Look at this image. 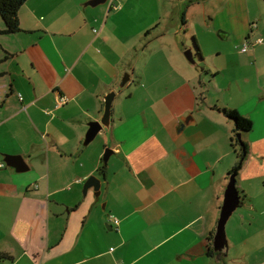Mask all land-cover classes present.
Instances as JSON below:
<instances>
[{
	"label": "crops",
	"instance_id": "0c3cea01",
	"mask_svg": "<svg viewBox=\"0 0 264 264\" xmlns=\"http://www.w3.org/2000/svg\"><path fill=\"white\" fill-rule=\"evenodd\" d=\"M88 1L26 0L20 30L0 32V159L28 166L0 169V264H264V248L251 250L254 230L264 234V4L153 0L150 15L152 0ZM112 90L109 126L90 148L88 123ZM220 107L252 129L235 177L246 197L215 249L236 161ZM90 175L98 197L82 193Z\"/></svg>",
	"mask_w": 264,
	"mask_h": 264
},
{
	"label": "water",
	"instance_id": "95a60500",
	"mask_svg": "<svg viewBox=\"0 0 264 264\" xmlns=\"http://www.w3.org/2000/svg\"><path fill=\"white\" fill-rule=\"evenodd\" d=\"M106 1L107 0H89L87 2V5L97 6L100 4H104ZM184 54L188 58V60L194 62L190 49H187ZM128 80H129V74L124 73V75L121 78L119 87L124 86ZM114 97H115L114 90L109 91L104 95L103 97L104 107H103L102 117L100 118V120H95L88 123V129L85 133V137L83 140L84 145L90 143L102 128H108L110 123L112 102L114 100ZM237 137L240 138L239 133L237 134ZM112 153L113 150L111 148L107 147L104 149L101 158L104 164L107 163ZM2 160L5 162L7 166L15 168L17 172H23L28 169V166L26 165L21 155L4 154ZM100 184H101L100 179L96 175H90L83 183L82 186L83 195L86 194L88 189L92 188L94 192V196L98 197L101 192ZM239 204H240V194L236 187V178L233 175H230L224 193V199L222 202V206L214 234L213 245L215 249L223 248L226 245L225 224L228 218L230 217V215L233 213V211L239 206Z\"/></svg>",
	"mask_w": 264,
	"mask_h": 264
},
{
	"label": "trees",
	"instance_id": "16d2710c",
	"mask_svg": "<svg viewBox=\"0 0 264 264\" xmlns=\"http://www.w3.org/2000/svg\"><path fill=\"white\" fill-rule=\"evenodd\" d=\"M25 1L26 0H0V17L5 24V28L0 30V32L10 34L20 30L18 11ZM148 33L149 31L146 32V34ZM193 45L196 49V53L200 55L198 46L194 42ZM218 109L234 124L233 135L230 138V145L236 153V161L230 169L229 175L236 177L248 156L249 145L242 138V135L251 131L252 121L250 118L240 114L236 109L228 107H220ZM238 133L240 134V138L237 137ZM105 168L106 164L103 163L98 169V173L104 174ZM245 197V194H241L240 204Z\"/></svg>",
	"mask_w": 264,
	"mask_h": 264
},
{
	"label": "rangeland",
	"instance_id": "374dc122",
	"mask_svg": "<svg viewBox=\"0 0 264 264\" xmlns=\"http://www.w3.org/2000/svg\"><path fill=\"white\" fill-rule=\"evenodd\" d=\"M157 1V0H156ZM162 4H163V6H164V4H166V1L165 0H163L162 2H161V6H162ZM245 4V3H244ZM262 4H264V0H249V7L250 8H253L254 6H256L257 8L258 7H261L262 6ZM147 7H148V12L150 13V15H152V14H154L155 12H154V9H155V2L152 0V2L151 1H149V3H148V5H147ZM141 12V10L138 8L137 9V11L136 12ZM142 13V12H141ZM143 14V13H142ZM231 38V37H230ZM232 39V38H231ZM231 39H229V40H231ZM122 78V77H121ZM121 81V80H120ZM102 133H99V135L98 136H102L101 135ZM99 138L100 137H98V139H97V137H95V139L92 141V142H90V144H92V145H90V148L93 146V144H97V142H98V140H99ZM108 146H106L105 148H107ZM104 148V149H105ZM103 152H104V150H103ZM102 155H103V153H102ZM237 180V179H236ZM254 201L256 202V200H257V202L258 203H261V201H260V199H263V194H256L255 195V197H254ZM240 207H237V209L236 210H238ZM235 210V211H236ZM234 214H236V213H234ZM233 215V214H232ZM232 217V216H231ZM256 219H257V221H256V223H258L259 225H260V227H261V225H262V223H264V215H258V217H256ZM229 222H230V219L226 222V224H225V231H226V228H227V226L229 225ZM249 223V222H248ZM248 225V224H247ZM254 231H256L257 232V234L258 235H256L255 237H253V239L251 240V243H252V246L254 247V248H252L251 250L252 251H255V249H257V248H264V244H263V242H264V234H263V232L260 230V231H257L256 229L254 230ZM243 232H244V234H245V237H248L247 235L249 234V233H251V231H250V229L246 226V227H244V229H243ZM254 253V252H253ZM253 253H251V254H253ZM254 254H256V252L254 253ZM261 254H262V251H261ZM247 257H249L248 255H247Z\"/></svg>",
	"mask_w": 264,
	"mask_h": 264
},
{
	"label": "built area",
	"instance_id": "2783aa9c",
	"mask_svg": "<svg viewBox=\"0 0 264 264\" xmlns=\"http://www.w3.org/2000/svg\"><path fill=\"white\" fill-rule=\"evenodd\" d=\"M107 2L109 3V8L111 9L116 10L120 7L117 0H107ZM261 41H262L261 39H258V42H261ZM247 48H248V43L244 42L242 46V51H246ZM18 98L21 99V96L19 94H18ZM65 102L66 100L64 97H59L57 100V106H60ZM5 165H6L5 162L2 159H0V169L4 168ZM114 223H117V220H114Z\"/></svg>",
	"mask_w": 264,
	"mask_h": 264
}]
</instances>
